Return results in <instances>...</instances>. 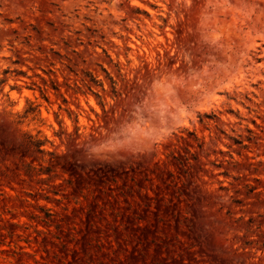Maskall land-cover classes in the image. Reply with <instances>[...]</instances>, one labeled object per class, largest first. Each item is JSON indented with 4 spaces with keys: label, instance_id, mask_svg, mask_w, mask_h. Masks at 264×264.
Instances as JSON below:
<instances>
[{
    "label": "rangeland",
    "instance_id": "obj_1",
    "mask_svg": "<svg viewBox=\"0 0 264 264\" xmlns=\"http://www.w3.org/2000/svg\"><path fill=\"white\" fill-rule=\"evenodd\" d=\"M0 264H264V0H0Z\"/></svg>",
    "mask_w": 264,
    "mask_h": 264
},
{
    "label": "trees",
    "instance_id": "obj_2",
    "mask_svg": "<svg viewBox=\"0 0 264 264\" xmlns=\"http://www.w3.org/2000/svg\"><path fill=\"white\" fill-rule=\"evenodd\" d=\"M29 26L32 27V29L39 34L42 31V28L39 26H32V25H29ZM52 27H53L54 31L57 30L56 26H52ZM24 38L29 39V38H31V35H26ZM60 39L63 41V43L66 46H69L70 37H61ZM48 52L57 54V52H55L52 48H49ZM72 52H74V51H72ZM32 60H34L36 62L49 61V58H48V55H45L43 58L34 56ZM67 61L69 63H71L70 59H68ZM73 67L74 68H72V66H70V64L66 65V68L71 73H73V78H71L69 75H62L61 74L63 77V86L66 87L67 91H71L72 94H74V95L77 93H84L85 91L92 93V85L97 84V81L95 80L93 75L90 72H88L86 69H78L77 64H73ZM147 73H148V71H147ZM23 75H25V74H23ZM47 75H48V79H44L39 74H35V76L40 79L41 85H38L35 82H33L32 85L36 86V88L38 89V91L41 94L46 93L48 91V88H52L55 91L59 92L61 85L57 82L56 79L51 78V76H50V75H53L55 77V71L49 70L47 72ZM135 85H137V83H135ZM138 86H140V85H138ZM94 95L98 99H101L100 96H98L97 94H94Z\"/></svg>",
    "mask_w": 264,
    "mask_h": 264
}]
</instances>
